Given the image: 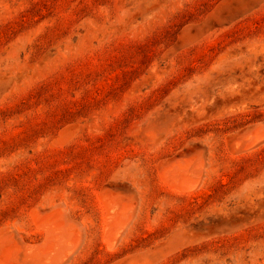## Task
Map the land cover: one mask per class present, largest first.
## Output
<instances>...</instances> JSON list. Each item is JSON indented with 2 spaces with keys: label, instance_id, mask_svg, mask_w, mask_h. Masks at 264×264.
Returning <instances> with one entry per match:
<instances>
[{
  "label": "rangeland",
  "instance_id": "1",
  "mask_svg": "<svg viewBox=\"0 0 264 264\" xmlns=\"http://www.w3.org/2000/svg\"><path fill=\"white\" fill-rule=\"evenodd\" d=\"M1 245L264 264V0H0Z\"/></svg>",
  "mask_w": 264,
  "mask_h": 264
},
{
  "label": "bare ground",
  "instance_id": "2",
  "mask_svg": "<svg viewBox=\"0 0 264 264\" xmlns=\"http://www.w3.org/2000/svg\"><path fill=\"white\" fill-rule=\"evenodd\" d=\"M259 132V131H258ZM252 141V140H251ZM245 146V145H244ZM246 147V146H245ZM179 160V159H178ZM182 166V165H181ZM180 168V167H179ZM182 168V167H181ZM184 168V167H183ZM167 169V168H166ZM190 169V168H189ZM162 170V169H161ZM176 170V169H175ZM178 170V171H177ZM174 173V175L172 176H175L174 177V181L171 180L172 182H170L175 189L177 190H181V191H186V190H189L192 188V185L189 183V181L185 180L184 177H183V169H177ZM164 171V170H163ZM170 171V170H169ZM161 172V171H160ZM166 172V171H165ZM164 172V173H165ZM185 172V171H184ZM189 174V173H188ZM170 175V174H169ZM162 176V175H161ZM185 176V175H184ZM188 177H191V175H187ZM163 177V176H162ZM192 181V180H190ZM108 204V203H107ZM113 205V204H112ZM118 210H119V207L116 208L115 207H112V208H109V211H108V215H107V226H108V241L110 243H112L113 239H114V236L117 235L118 233V227H115L113 226L114 225V221L116 220V216H117V213H118ZM126 215V214H125ZM107 229V228H106ZM124 229V228H123ZM122 230V229H121ZM7 247V245H5ZM10 246V245H9ZM8 248V247H7ZM10 248V247H9ZM8 248V249H9ZM6 248H4L3 245L0 246V264H4L5 262V259L7 258V251L5 250ZM11 251V250H10ZM17 251V250H16ZM12 253V252H11ZM9 255V254H8ZM14 255V254H13ZM11 256V254H10ZM9 257V256H8ZM13 257V256H11ZM9 259V258H7ZM12 260V259H11ZM10 262V261H9ZM8 262V263H9Z\"/></svg>",
  "mask_w": 264,
  "mask_h": 264
}]
</instances>
